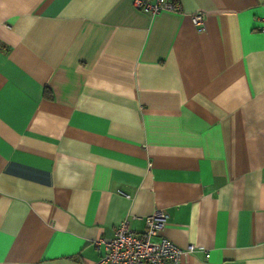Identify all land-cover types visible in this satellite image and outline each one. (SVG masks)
<instances>
[{
	"label": "crops",
	"instance_id": "0c3cea01",
	"mask_svg": "<svg viewBox=\"0 0 264 264\" xmlns=\"http://www.w3.org/2000/svg\"><path fill=\"white\" fill-rule=\"evenodd\" d=\"M177 1L202 28L0 0V264H93L155 210L181 264H264V0Z\"/></svg>",
	"mask_w": 264,
	"mask_h": 264
},
{
	"label": "built area",
	"instance_id": "2783aa9c",
	"mask_svg": "<svg viewBox=\"0 0 264 264\" xmlns=\"http://www.w3.org/2000/svg\"><path fill=\"white\" fill-rule=\"evenodd\" d=\"M131 1L133 7L139 10L150 13L177 12L197 28L203 27L205 12H184L177 0ZM166 219L167 215L163 211L155 210L145 217V225L141 231L130 229L126 220L120 221L111 238L95 240L96 245L103 244L104 252L93 264H181L182 256L191 253L196 245L189 243L185 247H179L162 235Z\"/></svg>",
	"mask_w": 264,
	"mask_h": 264
},
{
	"label": "trees",
	"instance_id": "16d2710c",
	"mask_svg": "<svg viewBox=\"0 0 264 264\" xmlns=\"http://www.w3.org/2000/svg\"><path fill=\"white\" fill-rule=\"evenodd\" d=\"M44 94H45L47 97H52V96H51V93H50V90L47 89V88H45V90H44Z\"/></svg>",
	"mask_w": 264,
	"mask_h": 264
}]
</instances>
